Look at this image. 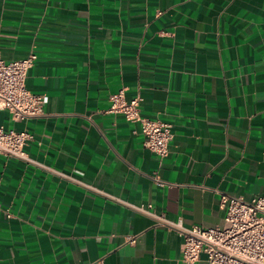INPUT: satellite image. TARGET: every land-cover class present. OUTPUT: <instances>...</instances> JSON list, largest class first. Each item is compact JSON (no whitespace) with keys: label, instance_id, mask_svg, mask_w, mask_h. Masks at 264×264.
<instances>
[{"label":"crops","instance_id":"1","mask_svg":"<svg viewBox=\"0 0 264 264\" xmlns=\"http://www.w3.org/2000/svg\"><path fill=\"white\" fill-rule=\"evenodd\" d=\"M32 52L26 86L48 102L0 108L33 135V161L0 156V264H186L135 206L223 227L222 194H264V0H0L1 57ZM121 90L172 124L168 156L106 112Z\"/></svg>","mask_w":264,"mask_h":264},{"label":"built area","instance_id":"2","mask_svg":"<svg viewBox=\"0 0 264 264\" xmlns=\"http://www.w3.org/2000/svg\"><path fill=\"white\" fill-rule=\"evenodd\" d=\"M36 59L34 52L13 61H6L0 55V108L9 109L16 120L43 114L48 102L47 95L34 94L26 86L28 72ZM111 100L107 113L122 114L129 121L140 122L144 146L161 158L168 156L174 138L172 124L142 116L141 98L128 100L123 90L113 94ZM31 139L33 135L26 130L16 131L0 125V156L33 161L25 151ZM221 205L226 210L223 227H189L182 219L170 220L164 214L154 213L152 204L135 208L178 231L184 239L182 255L186 264H195L202 254L206 255L208 264H264V194L251 200L222 194ZM128 240L134 243L136 237L129 236Z\"/></svg>","mask_w":264,"mask_h":264}]
</instances>
